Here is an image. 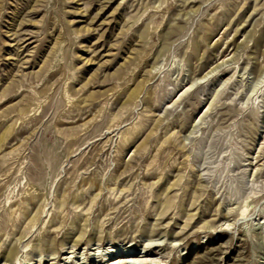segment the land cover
Returning <instances> with one entry per match:
<instances>
[{
  "label": "rangeland",
  "instance_id": "374dc122",
  "mask_svg": "<svg viewBox=\"0 0 264 264\" xmlns=\"http://www.w3.org/2000/svg\"><path fill=\"white\" fill-rule=\"evenodd\" d=\"M129 248L264 264V0H0V264Z\"/></svg>",
  "mask_w": 264,
  "mask_h": 264
},
{
  "label": "bare ground",
  "instance_id": "6f19581e",
  "mask_svg": "<svg viewBox=\"0 0 264 264\" xmlns=\"http://www.w3.org/2000/svg\"><path fill=\"white\" fill-rule=\"evenodd\" d=\"M170 187H171L170 185L167 186V187H165V191L167 192L170 189ZM80 197L81 196H77L76 202H78V201L81 200ZM170 206H171V202H169V200L168 201H165L164 204H163V207H162V209L160 211V215H163L170 208ZM245 210H246V208L245 209H242L241 213L244 214ZM25 214L27 215L28 213L25 212ZM37 220H38V212H36L35 214L29 216V221L27 222V224H29V225L32 224L33 225V224H35L37 222ZM83 234H84V231L81 230L79 232V234H78V238L80 239L83 236ZM79 239L76 240V242H78ZM15 249L16 248L14 246H11V249H9V251H8V253L6 255L7 260L11 259L14 256ZM112 252H113L112 254H116L117 253V252H114V250H112ZM122 252H123V254H121L120 256H116V257L110 258L111 259L110 264H123V263L124 264H140L142 262H145L144 260L140 261V259H138L139 257L138 258H135V259L134 258H130L129 259V257H128V259L123 260L120 257L125 256V255H136L137 253H135L134 251H132L130 248L129 249H126V250H124Z\"/></svg>",
  "mask_w": 264,
  "mask_h": 264
}]
</instances>
